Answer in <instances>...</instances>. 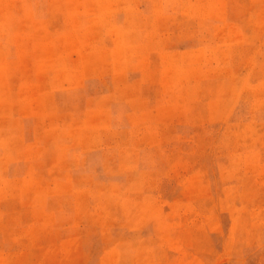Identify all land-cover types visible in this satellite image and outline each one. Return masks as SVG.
I'll return each instance as SVG.
<instances>
[{"label": "rangeland", "instance_id": "1", "mask_svg": "<svg viewBox=\"0 0 264 264\" xmlns=\"http://www.w3.org/2000/svg\"><path fill=\"white\" fill-rule=\"evenodd\" d=\"M0 264H264V0H0Z\"/></svg>", "mask_w": 264, "mask_h": 264}]
</instances>
